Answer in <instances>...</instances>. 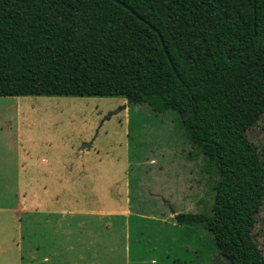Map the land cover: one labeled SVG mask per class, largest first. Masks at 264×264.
<instances>
[{"label":"rangeland","instance_id":"rangeland-1","mask_svg":"<svg viewBox=\"0 0 264 264\" xmlns=\"http://www.w3.org/2000/svg\"><path fill=\"white\" fill-rule=\"evenodd\" d=\"M263 78L256 50L202 93L203 123L238 105ZM4 99L0 218L22 223L12 220L0 264H230L209 231L174 220L210 213L219 181L189 139L184 114L120 97L66 96L20 97L16 114ZM248 136L264 148V114ZM19 182L28 191H16ZM4 226L0 235L11 232ZM254 232L264 254V205Z\"/></svg>","mask_w":264,"mask_h":264},{"label":"trees","instance_id":"trees-1","mask_svg":"<svg viewBox=\"0 0 264 264\" xmlns=\"http://www.w3.org/2000/svg\"><path fill=\"white\" fill-rule=\"evenodd\" d=\"M120 1L0 0V97H120L184 114L219 181L212 211L177 213L176 225L209 231L230 264H264V148L248 136L264 78L212 124L201 116L202 93L254 51L264 59V0Z\"/></svg>","mask_w":264,"mask_h":264},{"label":"crops","instance_id":"crops-1","mask_svg":"<svg viewBox=\"0 0 264 264\" xmlns=\"http://www.w3.org/2000/svg\"><path fill=\"white\" fill-rule=\"evenodd\" d=\"M5 98H7V97H5ZM19 98L20 97H9V99H4V100H7L8 101V103H6V105H7V108L9 109V110H13L14 111V113H16V114H19V113H21V111H22V108H21V105H20V103H19ZM15 102H16V105H15ZM18 146L19 147H21L22 148V145H23V141L20 139V140H18ZM27 183L29 184V182L27 181ZM18 186H19V188H17V190L16 191H20V192H22V191H28V190H23L22 189V182H19L18 183ZM6 190H10V189H6ZM9 211H11V208L10 209H8ZM13 212L14 211H12V214H13ZM4 216V215H3ZM13 215H9V216H4V217H1L0 218V223H4V225H10V227L9 226H4V229H5V231L7 230V227H9V229H10V231H11V223H12V220L13 221H18L19 222V224H21L22 223V218L21 217H17V218H14V217H12ZM7 235H10V236H12V231L8 234V233H3V234H1L0 235V239L2 238V237H4V242H2V244L0 245V250H5V251H8V249H7V247L10 245V244H12V242L11 241H9V237L7 236ZM12 240V239H11ZM9 242H10V244H9ZM11 246V245H10ZM69 252V251H68ZM10 255H11V257L13 256V253L11 252L10 253ZM10 257V260H11V263H13L12 262V258ZM47 258H45V260H46Z\"/></svg>","mask_w":264,"mask_h":264},{"label":"water","instance_id":"water-1","mask_svg":"<svg viewBox=\"0 0 264 264\" xmlns=\"http://www.w3.org/2000/svg\"><path fill=\"white\" fill-rule=\"evenodd\" d=\"M114 1H116L117 3L123 4L120 0H114ZM126 8L129 9V10H131L132 13H133L134 15H136L138 18L142 19V18H141V17H140L135 11H133L129 6H126ZM158 34H159L160 39H161V41H162V43H163V45H164V39H163V37H162V35H161V33H160L159 31H158ZM165 50H166V53H167V55H168V58H169L170 62H171L172 65H173V69L176 71V68H175V66H174V64H173V61H172V59H171V57H170V54H169V52L167 51L166 47H165ZM125 106H126V105H125Z\"/></svg>","mask_w":264,"mask_h":264}]
</instances>
